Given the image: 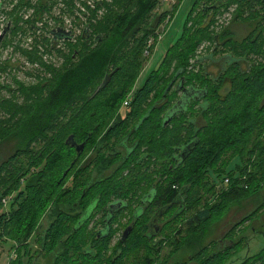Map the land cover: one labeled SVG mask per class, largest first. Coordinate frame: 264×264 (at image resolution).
I'll return each instance as SVG.
<instances>
[{
	"label": "trees",
	"instance_id": "16d2710c",
	"mask_svg": "<svg viewBox=\"0 0 264 264\" xmlns=\"http://www.w3.org/2000/svg\"><path fill=\"white\" fill-rule=\"evenodd\" d=\"M217 1H219L220 8L214 10V13L219 12L221 8L236 4L238 5V10L235 15V23L242 20L248 22L252 27L251 32L242 40L235 39V32L231 29L225 30L223 34H219L220 40L225 41L224 46H235L236 50L238 49L239 51H237L239 57L261 52V38L264 32V12L255 8L259 5L264 7V0ZM128 2L130 3V1L127 0V6ZM163 2L166 4L172 3L165 0ZM159 3L160 0H136L135 5L137 9L135 13H131L130 11L124 14L115 13L114 22L112 21L111 25L106 27L107 38L104 40L101 34L95 38V42L97 41L100 46L90 52H83L77 65L60 71L47 97L35 102L32 105V110L29 113L27 112V115L22 119L20 125L15 130V135L21 139L19 142L21 147L16 150L13 157L5 162L3 169L8 168L10 164L16 167V164H18L17 159L27 153L30 145L37 140H48L49 148L51 143L57 144V147L51 153L47 152L45 154L44 152L43 154L45 155L34 158L33 164L35 166L43 165L44 162L45 165L43 172L39 175L40 177H33V182L30 181L31 179L27 181L28 183L25 181V176L28 175L27 170L16 167L17 173H19L16 175V188H21L25 183L26 187L20 190L12 201L10 200L9 210H1L3 201L2 197L0 198V237L10 235L11 221L25 220V213L31 207L27 206V202H31L33 206L37 202L50 204L57 196V200L53 201L55 202L54 206H51L48 211L50 218L49 226L41 234V251L44 252V255L47 253L46 256L51 257L52 264H56L58 260L66 262L71 257L76 258L74 251L76 242L72 241L75 235L80 233L88 222L93 209L91 206L94 204H91L93 203L91 202L87 205V210L83 216L79 213L76 215L72 214L73 220L76 223L69 234H67L68 226L65 223L68 220V212L65 200L68 201L69 198L65 189L68 177L66 171L70 168V174L74 171V168L72 169L71 167V162L75 161L77 153L73 147L67 146L66 141L69 136L74 135L76 141L81 142L88 139L90 143L96 134L94 127L89 128L94 119L101 118V126L105 125L108 122V118L114 112L117 113V116H115L116 120L121 121V124L115 125L105 133L103 141L109 144L107 141L109 138L120 139L123 136L135 133L140 136L141 141H144V134L147 132L150 135L151 158L143 165L151 168L152 165L148 164L151 160L157 163L160 162L162 146V185L158 186L160 190L156 198L160 201L162 200V207L173 204V206L168 207V212L166 213V215H172V221L182 220L181 218L190 214L186 218L185 226L182 227L180 225L171 240V243L176 247L175 249L173 248L175 256L177 258L181 256V258L186 259L184 261L177 260L173 263H169L168 260L164 259L166 263L164 262L163 264H264V247L252 252L251 244L249 243L250 238L247 239L242 236L235 240L233 238L235 236L234 229L229 230L225 237L208 241L214 216L221 212H227L231 206L241 201L250 199L255 194V191H257L255 189L256 184H264V138L258 140L255 144H244L250 133L260 132L259 128L261 126L264 127V64L260 66L256 65L253 70L250 72L246 70L244 74L237 63L230 61L229 65L231 69L227 68L224 72H221L222 74L211 77L205 67L206 62H204V59L201 62L198 59H196V63L192 62V56L196 54L200 47L204 34L194 36L187 48L179 49V44L186 36L185 30H183L176 42L168 48L164 61L158 68L159 71H152L139 90L133 94L132 98L125 99L129 96L130 84L124 83L122 88H118L116 92L111 94V97L109 96L110 98L108 97L104 101L97 102L99 104L98 107L101 108L99 110L98 107L92 109L87 114V117L84 116L87 120L78 125L76 129L70 130V123L60 124V118L66 116L69 108L75 104V100L86 96L88 90L97 84L99 79L106 78L108 70L111 67L115 69L111 73L109 84L89 98L87 105L89 106L111 86L112 82L114 83L123 71V66L117 65L121 52L129 45L130 39L144 29L143 37L133 49L132 56L138 57L139 53H142L143 47L147 45L152 36H155L156 31L154 26L148 28L143 27V24L147 17L156 11ZM103 5H105V2ZM166 16L167 12L163 13L160 20L162 21ZM188 17L189 15L187 19ZM160 20L157 22V28L159 27L158 23H160ZM210 24L212 26V23ZM211 33L213 32L208 33L207 39L209 42L216 43V34L213 33L214 35H212ZM81 38L83 39L82 41H85L82 43L83 45L90 42L92 38L90 26L89 30ZM174 60H177L176 72L168 81L169 83L167 82L159 98L157 96L161 93L160 90L163 87V83L167 81L170 67ZM196 66H202L201 71L204 75H195L192 72L195 71ZM232 70H235V74L231 73ZM227 80L231 82L228 83ZM197 82L200 83V87L197 85ZM237 84L239 85L237 90L241 94L238 97L245 100V105L241 110L237 109L235 115L236 121L246 125L243 129L244 134H239L238 128L232 127L230 120H218L216 117L223 112V106L229 104V97L232 96ZM197 87L199 89H196ZM22 88L25 89L24 87ZM31 89L32 92L30 94L36 91V89ZM194 89L199 90V94L194 95L192 93ZM223 91H226V93L223 94ZM179 93H182V95H179ZM171 95H173L174 99H172ZM178 95L180 98H178ZM155 96V101H152ZM126 101L129 102L127 105H125ZM149 101L152 102L149 103ZM217 103H219L218 107L215 105ZM5 104L3 102V105ZM102 108L105 110L104 113L101 111ZM3 111H7L5 107ZM12 111L13 116L10 117L15 119L18 115L17 113L20 112V108H13ZM8 113H10L9 110ZM3 116L4 114L0 116V131L2 132L9 125L7 121H3ZM209 116L216 119V126L213 124L215 120L212 123L209 120ZM138 120L140 122L137 123L139 124L136 127L137 130L131 132L129 128L131 123ZM87 124H89V127ZM174 124L179 129L176 131L177 138L174 140L175 143L171 144L169 143V139L173 133V129L170 128ZM183 130H185V134L187 135L184 138L181 137ZM167 131L169 134L166 133ZM67 134H69L67 138H62L63 135L67 136ZM262 134L261 132L260 136ZM89 136H91V139ZM193 140H197V145L185 160L181 159L179 155L182 148ZM217 141L222 143L217 144ZM247 145L251 147L249 151L246 150L248 148ZM100 146L102 145L100 144ZM240 146L242 147L241 152H236ZM103 149L105 150L98 151L100 160H97V165L103 164V169H105L113 165V163L112 159H109V155L105 153L109 149L106 147ZM226 150H230L229 152H234V154L230 156L225 172L219 173L214 171L213 164L219 163ZM83 155L84 153L79 157L82 158ZM236 157L239 159V163L233 169H227L229 165L238 161H233V158ZM137 160L138 155L135 158V163ZM94 163L95 160L93 159L89 161L86 174L77 173L76 176L79 175L85 178V181L81 182L76 180V178L73 180L72 201L79 198V193H81L79 190L90 179L92 182L90 186L88 185V192L84 197L85 201L89 200L90 191L95 189V187L93 188L95 184L98 190L101 184L105 185L108 183L110 186L112 185L110 195H113V193L117 195L128 193L130 188L124 184H118L115 177L123 167H128L130 162L125 161L122 166L118 167V170H113L112 174L103 178H96L91 173V166ZM156 168L158 167L153 166L151 169ZM96 171L97 175H99L103 170L96 167ZM203 178L205 180L204 183L202 182V187L210 186V190L220 188L218 194L222 197V201L201 205V202H199L200 197L196 194L201 191V188H196L202 184L200 182ZM155 182H157V179L151 178L148 183L152 186ZM161 186L162 188H160ZM99 198L100 200L109 199L107 189L100 192ZM97 203H99V208L101 207L105 211L102 224L106 227L107 220L105 216H108L107 214L109 213L108 210H105V205L109 202ZM176 205H180L177 210L178 213H171L177 208ZM153 207L151 206L150 211L144 213L142 221H140L141 217L138 220L135 218L138 221L136 222L137 229L126 240L123 241L121 238L119 244L121 249L120 254L105 262L107 253L105 251L108 250V244L113 237V233L117 232L114 228V223L119 213H116L110 223L108 232L100 233V231H97L91 240V248H86L81 253L79 252L78 257L81 259L79 264H122L126 255L129 257L133 250L149 248L155 238L154 235H150L148 232L150 220L153 216ZM128 208L129 206H126L122 210H127ZM260 210L261 208H257L245 216L240 221V225L249 219H256ZM260 218L261 216L257 219ZM36 223L25 226L23 233L18 237V240L21 242L20 246L25 247L29 243L30 238L34 234ZM111 226L113 230L110 229ZM139 227L140 230H138ZM253 227L255 228V226L251 228ZM260 229V231L254 230L264 239V223L261 224ZM241 245H245L246 249L244 253L237 252ZM73 251L74 253H71ZM139 262L141 264H155V258L146 256L144 261L138 260Z\"/></svg>",
	"mask_w": 264,
	"mask_h": 264
},
{
	"label": "rangeland",
	"instance_id": "374dc122",
	"mask_svg": "<svg viewBox=\"0 0 264 264\" xmlns=\"http://www.w3.org/2000/svg\"><path fill=\"white\" fill-rule=\"evenodd\" d=\"M99 1L101 0H5L6 11L0 13V33L3 32L5 28L8 30L13 28V31L11 33L10 30L8 34H3L2 39L0 37V116L1 114H4L2 117L3 121H7V123H9L7 129L4 132L0 131V198L2 197L3 201L1 210H9V206L11 204L10 200L12 201L18 192L26 187L25 183L21 188H16V175L19 174L17 173L18 170H16V167L27 170L28 175L25 176V181L27 182L31 179L30 181L33 182V177H40L39 175L43 172V167L45 165L44 162L43 165L41 164L40 166H35L33 164L34 158L37 156H43L47 152L51 153L57 147V144L51 143L49 148L48 140H37L30 145L27 153L21 155L19 159H17L18 164H16V167L10 164L8 165V168L3 169L5 162L13 157L16 153V150L20 149L21 147L19 143L21 139L19 136L15 135V130L20 125L22 119L25 117V115H27V112L29 113L32 110V105L35 102L47 97L52 85L57 80L60 71H64L67 68L77 65L79 62L78 60L83 55V52H90L94 48L100 46L97 41L95 42V38L100 34L104 40L107 38L108 34L106 27L110 26L112 21L114 22L115 13L124 14L127 11L135 13L137 9L135 5L136 0H133V2L129 0L130 3L128 2V6L126 4L127 0H104L105 5L103 6H99ZM216 4H219V1L176 0L175 2L166 4L163 2V0H160L156 11L149 15L143 24V27L148 28H152V26H154L156 31L155 36H152L147 45L143 47L142 53H139L138 57L132 56L133 49L143 37L145 32L144 29L139 31L132 39H130L129 45H127V47L121 52L117 65H122L123 71L114 81V83L112 82L111 86L108 87L105 92H103V94H101L88 106L87 102L89 101V98L93 97V95H95L98 91V88L103 85L104 82H106V78L104 77L99 79L98 83L88 90L86 96L79 97L77 100H75V104L69 108L66 116L60 118V124L64 125L70 123L69 129H76L78 125L87 120L84 118V116L87 117V114L90 113L92 109L98 107L99 104H97V102L104 101L109 96L111 97V94L116 92L118 88H122L124 83L130 84V92L128 97L132 98L133 94L139 90L141 85H143L152 71H159L158 68L164 61L168 48L176 42L183 30H185L186 36L179 44V49L184 47L187 48L189 46V42L194 36L204 34L202 37L204 39L201 42L200 47L198 48L196 54L192 56V62L196 63V59L201 62L202 59H204V62H206L205 67L211 76H218L222 74L221 72H224L227 68L231 69L229 60L225 61L221 58L224 54L232 56L234 60H238L240 64H244L243 68L246 67L248 72L253 70L256 65H263L264 32L261 38V52H257L250 56L243 55V57H239V51L238 49L236 50L235 46L226 47L208 41L207 35L210 32L219 35L223 34L225 30L231 29L235 32L234 38L242 40L252 30V27L248 22L241 20L240 22L235 23V15L237 14L238 5L231 4L229 7L221 8L219 12L214 13L213 6ZM17 5L18 13L15 14L13 11L14 9L12 8H15ZM63 7H70V18H68V14L70 13L69 9L66 8L65 11L62 12L64 10ZM255 9H259L264 12L263 6H256ZM85 12L87 13L88 18L84 16V14H86ZM165 12H167V16L161 21V15ZM188 15L189 17L187 19ZM11 19L15 20L11 21ZM159 20V27L157 28V22ZM12 23L17 26V30H15V26ZM210 23H212V26ZM20 25L26 28V36H21L22 27H20ZM59 26L65 27L66 29L63 30H65L70 35L69 37H55L53 40L51 32H57ZM89 26L92 32V38L89 43L87 42L86 45H83L82 43L85 41H82L83 39L81 36L89 30ZM52 29H54V32ZM213 33L211 34L214 35ZM223 41L224 40H221L220 42ZM217 48H219V50L216 51ZM211 56L215 57V64H213V59H210ZM176 68L177 60H174L170 67L167 81L163 83V87L160 90L161 93L157 97H161L164 87L174 76ZM201 68L202 66H196L195 71L192 72L195 75H204V73L201 71ZM114 69V67H111L108 70L107 76H110ZM231 73L235 74V70H232ZM108 84L109 82L105 86ZM197 85L200 87L199 82H197ZM238 86L239 85L237 84L232 96L229 97V104L223 106L224 108L221 107L223 108V112L220 115L218 114L216 117L218 120H230L232 127H237L239 134H241L243 133V129L246 127V125L242 122L236 121L235 114L237 113V109L241 110L243 108L245 105V100H242L238 97L241 95L238 92L239 90H237ZM199 87L196 89H199ZM31 88L36 89V91L32 94H30L32 92ZM225 93L226 91H223V94ZM179 95H182V93H179ZM179 95L178 98H180ZM128 97L125 99H129ZM171 97L174 99L173 95H171ZM155 98L156 96L152 99V101ZM3 102L6 104L3 105ZM151 102L149 101V103ZM215 105L218 107L219 103ZM4 107L7 111H3ZM11 108H20V112L17 113L18 115L15 117V119L10 117L13 116V111ZM100 108L101 107H98V110ZM8 110L10 113H8ZM101 111L103 113L105 112L103 108ZM115 116H117V113L113 112V115L108 118V122L102 126L100 123L101 118L94 119V122L91 123L90 127L89 124H87L89 128L94 127L96 134L87 146L83 155L84 158L80 164H84L85 166L86 163L92 159H95L97 152L100 149V144L104 145L106 143V141H103L104 135L108 127L116 120ZM209 118L212 123L215 120L213 124L216 126V119L211 116H209ZM135 123L136 121L131 123V126H133ZM170 129H173V133L172 135L170 133L171 136L169 143L173 144L175 143V138H177L176 131L179 129V127L174 124ZM259 131L260 132L250 133L244 144H255L258 140L263 139L264 127L261 126ZM182 132L183 135L181 137H186L187 135L185 134V130ZM261 132L263 134L260 136ZM166 133H168V131ZM68 135L69 134H67V136L63 135L62 138H67ZM220 137H222V135H220ZM107 141L111 144L117 145V141L114 139L109 138ZM216 143L218 144L222 142L217 141ZM250 148L251 147L248 146L246 150L249 151ZM48 149L51 150L49 151ZM241 150L242 147L240 146L236 152H241ZM229 151L230 150L225 151L218 164H213L214 171L219 173L225 172V168L229 164L230 156L234 154V152ZM44 152L45 154H43ZM105 153L110 155L111 151L106 150ZM114 158L115 159H112L113 165L106 167L101 173H99V175H97L96 170L92 171L91 173L93 176L96 178H103L112 174L114 169L115 171L118 170V164L124 158V154ZM235 160L238 161L234 162L232 165H229L227 169L231 170L237 163H239V159L237 157L233 158V161ZM159 163L160 162L157 163L156 161L151 160L148 164H155V166L159 167ZM95 165L96 164H94V166ZM78 171L79 169L76 168L72 172L69 179H67L66 183H73L75 178L76 180L82 182L84 178L79 175L76 176ZM145 178H147V180H145ZM151 178L157 179L153 172L136 174L133 172L129 173L128 170H125L120 171L115 177V180L118 181V184H124L125 186L129 187L131 189H129L130 192H132V197L134 198L136 196L134 195L136 192L135 189L139 188L138 194L141 195L142 193H145L148 185L151 186L149 183H147L151 180ZM204 180L205 179L203 178L200 184L202 182L204 183ZM210 181L213 182L211 179ZM203 183L196 188H201V191L196 193L200 197L199 202H201V205H207L211 203L214 204L215 202L222 201V197L218 194L220 190L219 187L217 190H210V186L202 187ZM226 183H228V181H226ZM80 186H82V184H80ZM109 186L110 184L108 183L105 185L101 184L97 192L100 194L101 191L107 189V194L109 196L108 200H111L112 195H110V188L112 185L110 187ZM255 189L257 191H255V194L250 199L241 201L240 203L231 206L227 212H221L214 216L213 226L209 232L210 237L208 241L218 240L223 236L225 237L229 230L234 229L235 236L233 238H235V240L242 236L246 237L247 239L250 238L249 243L251 244L252 252L263 249L264 239L259 233L255 232V230L260 231L261 224L264 223V184H256ZM79 191L81 192V190ZM55 200H57V196L53 201ZM75 200L76 199L71 202H67L65 200V202L67 204L73 205ZM53 201H51L50 204L46 202L33 203L34 206L31 202H27V206L31 207L25 213V220L11 221L10 235L0 237V264H52L51 257L46 256L47 253L44 255V252L41 251L42 245L40 238L41 234L49 226L50 218L48 216V211L51 206H54L53 204L55 202ZM89 203L91 202H87V204ZM96 203L97 202L91 203L94 205L91 206L93 209L88 222L84 225V228L80 231V233L75 235V238L72 241L76 242V248L74 249L76 258L71 257L66 262H60L58 260L56 264H79V261L81 260L78 257L79 252L81 253L84 249L91 248V240L95 236L96 232L100 230L104 232L106 229V227L102 225L100 219H95V216L98 214V211L96 210ZM129 203L131 207H129L125 212L117 217L115 228L119 231L116 232V234H114L109 241L108 250L105 251L107 252L105 262H107L108 259L120 254L121 249L119 244L123 235V231L133 221L131 216L141 204L140 202ZM257 208H261L257 214V218L260 216L261 218H256L253 220L249 219L240 225V221ZM175 211L176 210L172 211L171 213H175ZM73 213L75 214L76 212ZM189 216L190 214L181 218L182 220L172 221L171 214L165 216L163 215L162 219L158 222V226H162L161 234L154 235V242L151 243L149 248H142V250L138 249L136 251L133 250L129 257L126 255V258L122 264H141L140 262L138 263V260L144 261L146 256L155 258V264H163L165 262L164 259L168 260L169 263H173L177 260L184 261L186 258H181V256L177 258V256H175L173 248L175 249L176 247L171 243V240L173 239V236L177 232L179 226H185L186 218ZM33 223H36L33 236L30 238L29 243L25 245V247L20 246L21 242L18 240V237L23 233L25 226ZM75 223V220H67L65 223L68 226L67 234H69V232L73 229ZM252 226H255V228H251ZM138 230H140V227ZM245 249V245H241L237 252L244 253ZM74 251L71 253H74Z\"/></svg>",
	"mask_w": 264,
	"mask_h": 264
},
{
	"label": "flooded vegetation",
	"instance_id": "af4514ba",
	"mask_svg": "<svg viewBox=\"0 0 264 264\" xmlns=\"http://www.w3.org/2000/svg\"><path fill=\"white\" fill-rule=\"evenodd\" d=\"M99 4H100V6H103V4H104V0H101V1H99ZM69 6V5H68ZM214 8H213V12H215L214 10H217V9H219L220 8V4H216L215 6H213ZM6 2H5V0H0V13H2V12H4V11H6ZM18 5L15 7V8H12V9H14L13 11H14V13L15 14H17L18 13ZM66 8H68V7H66ZM65 7H63V11L62 12H64L65 11V9H66ZM5 9V10H4ZM12 9H10V10H12ZM69 9V14H68V18H70V15H71V11H70V7L68 8ZM9 10V11H10ZM86 13V12H85ZM84 16L87 18V13L86 14H84ZM15 19H11V21H14ZM71 20V19H70ZM9 23H11V22H9ZM16 23H18V22H16ZM14 26H15V30H17V26L14 24V23H12ZM27 24H28V22H27ZM75 25V24H74ZM76 26V25H75ZM20 27H22V31H21V36L22 35H25L26 36V28H24L22 25H20ZM26 27V26H25ZM78 27V26H77ZM24 28V29H23ZM59 29L57 30V32H55V33H52L51 32V34H52V37H53V40H54V38L55 37H58V38H60L61 36H67L68 35V33L65 31V30H63V29H66L65 27H63V26H59L58 27ZM10 30H11V33H12V31H13V28L11 29H7V28H5L4 30H3V32H1L0 33V37L4 34V35H6V34H8L9 32H10ZM52 31L54 32V29H52ZM20 36V37H21ZM216 37V43H217V45H223L224 46V44H225V41H223V42H220L221 40H220V38H219V36L218 35H215ZM5 37V36H4ZM69 40V39H68ZM66 41V40H65ZM244 56H246V55H244ZM240 57H243V55L242 56H240ZM222 59H224L225 61L226 60H229V62L230 61H233V62H235V63H237L238 65H239V67H240V69L243 71V73L245 74L246 72V67L245 68H243V65L244 64H240L239 63V61L238 60H234V58L232 57V56H229V55H226V54H224L222 57H221ZM229 58V59H228ZM211 59H213V64H215V57H212ZM244 59V58H243ZM245 60V59H244ZM245 62V61H244ZM246 64V63H245ZM248 73V72H247ZM211 77H216V76H211ZM228 79V78H227ZM228 81V80H227ZM231 81L229 80L228 81V83H230ZM140 121L138 120L133 126H131L130 125V127H132V128H130V131L131 132H134V131H136L137 129H136V127L139 125V124H137V123H139ZM118 124H121V121H119V120H115L109 127H108V129H107V131H106V133L110 130V129H112V127H114L115 125H118ZM130 135V134H129ZM126 135V136H123V137H121L120 139H117V138H111V139H114V140H116L117 141V145H114V144H111V143H105L104 145H102V146H100V149H99V151H102V150H105V149H103L104 147H106L107 149H109L110 151H111V154L108 156L109 157V159H115L114 157H116V156H119V155H121V154H124V161H123V159H122V161L118 164V166H122L123 164H124V162L125 161H127V162H130V165L128 166V167H123L122 168V170L121 171H125V170H128V172L129 173H136V174H143V173H150V172H153L155 175H156V177H157V182H155L152 186H149L148 185V188H147V190L145 191V193L143 194H141V195H139L138 194V190H139V188H137V189H135L136 190V192L134 193V195H136L134 198L132 197V192H130L129 190H128V193H123V194H120V195H117V194H115V193H113V195H112V198H111V200H100V198H99V196H100V194H96V192H97V190L98 189H96L97 188V186H96V184L93 186V188L95 187V189L94 190H91L90 191V197H89V200H84V197L87 195V192H88V190H87V188H88V185L90 186V184H91V182H92V180L91 181H89V182H87L85 185H84V187H83V190L81 189V193H79V198L77 199V200H75V203L73 204V205H71V204H66V209H67V212H68V220H73V216H72V214H74L73 212H76L74 215H76L77 213H79V214H81L82 216H83V214H84V212L87 210V205H89V204H87V202H109L107 205H105L106 206V208H105V210H108V213H109V211L111 210V208L114 206L113 205V203L114 202H140L141 204H140V206L134 211V213L132 214V216H131V214H130V216L133 218V221L128 225V226H130L131 224H133V230H132V232L131 233H133L136 229H137V225H136V222H138L137 220L140 218L141 220L140 221H142V219H143V215H144V213L145 212H147V211H150V207L151 206H154L153 207V216H152V218H151V220H150V226H149V228H148V232L150 233V235H155V234H161V232H162V226L160 225V227L158 226V224H151V221L153 220V218L157 215V214H160V213H162V212H164V216L166 215V213L168 212V207H170V206H173V204H170V205H168V206H163L162 207V200L160 201L158 198H156V196H157V194H158V191L160 190L159 188H158V186H160V185H162V146H161V153H160V156H161V160H160V164H159V167L158 168H156V169H151L153 166H155V164H153L152 166H151V168H148V167H146L145 165H143V164H145V162H147L148 160H150V158H151V146H150V135L146 132L145 134H144V141H141V138H140V136L139 135H137V133H135V134H132V135ZM92 136V135H91ZM91 136H89V138L91 137ZM161 138H162V133H161ZM91 139V138H90ZM76 140V139H75ZM162 140V139H161ZM78 142V141H77ZM79 144H81V143H85L86 144V147H85V150H84V152L83 153H85V151H86V148H87V146L89 145V140L88 139H85V140H83V141H81V142H78ZM67 144V143H66ZM161 145H162V141H161ZM67 146H71V145H67ZM71 147H73V146H71ZM74 149H75V151H76V153H77V157L75 158V161L73 160V162H71V167H72V169L74 168V170L76 169V168H78L79 169V171L77 172V173H82V174H86L87 173V165H89V162L88 163H86L85 164V166H84V164H80L81 162H82V159L84 158V157H82V158H80L79 157V155H78V152H77V150H76V148L75 147H73ZM129 155V156H128ZM138 155V160H137V162L135 163V158H136V156ZM99 152H97V156L95 157V159H93V160H95V163L94 164H96L95 166L94 165H92L91 166V172L92 171H95L96 170V167H99V168H101V170H104L103 169V164H101L100 166H98L97 164H98V161L97 160H100L99 159ZM155 168V167H154ZM158 169V170H157ZM115 170V169H114ZM142 171H144V172H142ZM67 172V174H68V177H67V179H69V177L71 176V168L69 169V170H67L66 171ZM66 174V175H67ZM70 174V175H69ZM82 181H85V178L82 180ZM144 182H146V181H144ZM148 183V182H147ZM141 185H142V182H141ZM65 187H66V191H67V197L69 198V200L67 201V202H71L72 200H71V197H72V189H73V187H72V183L71 184H69V183H66V185H65ZM157 188H158V190H157ZM160 188H162V186L160 187ZM91 196H94V197H91ZM94 198V199H93ZM155 202H157V203H155ZM159 202V203H158ZM97 204V207H96V210L98 211V214H99V216H98V214H97V216H95L94 218L95 219H102L103 218V216H104V213H105V211L103 210V208H99V203H96ZM158 205V206H157ZM128 206L129 207H131V205H130V203L128 204ZM177 206V205H176ZM179 206L180 205H178L177 206V208L175 209L176 211H175V213L174 214H177L178 213V208H179ZM126 210H121V211H119V212H117V213H119V215L120 214H122L123 212H125ZM103 212V213H102ZM70 215V216H69ZM108 215V214H107ZM118 215V216H119ZM93 216H94V212H93ZM92 216V217H93ZM90 217V216H89ZM101 217V218H100ZM135 218H137V220L135 219ZM105 219H108V216H105ZM114 219V218H113ZM112 219V220H113ZM162 219V217L159 219V221ZM116 220V219H115ZM114 220V221H115ZM103 221V219L101 220V222ZM158 221V222H159ZM103 225V224H102ZM127 226V227H128ZM116 226H115V223H114V228H115ZM111 230H113V227L111 226V228H110ZM116 229V228H115ZM126 230V229H125ZM125 230L123 231V234H124V232H125ZM119 230H117V232H118ZM102 232V230H100V233ZM147 232V233H148ZM108 234V233H107ZM114 234H116V233H113V235ZM149 235V236H150ZM122 237H123V235H122ZM221 240V239H220ZM190 264H193V263H190Z\"/></svg>",
	"mask_w": 264,
	"mask_h": 264
},
{
	"label": "water",
	"instance_id": "95a60500",
	"mask_svg": "<svg viewBox=\"0 0 264 264\" xmlns=\"http://www.w3.org/2000/svg\"><path fill=\"white\" fill-rule=\"evenodd\" d=\"M69 35H70V34L68 33V35L65 36V37H69ZM2 37H3V36H1V39H2ZM108 77H109V78H108ZM110 79H111V75H110V76H106V82H104V84L101 85V86L98 88V91L96 92V94H97L102 88L105 87V85L110 81ZM192 93H194V95L199 94V90H195V89H194V91H192ZM197 98H198V97H197ZM66 143H67L68 145H71V146L75 147L76 150H77V152H78V155H79V156H81V154L84 152L85 147H86V144H85V143H81V144H79V143L75 140L74 135H71V136L67 139ZM196 145H197V140H193L192 142H190L188 145H186L185 147L182 148V151H181L179 157H180L181 159L185 160L186 157L189 156V154L191 153V151L194 149V147H195ZM66 174H67V173H66ZM113 205H114V206H113V207L111 208V210L109 211L108 219H107V226H106V229L104 230V232H105V231L108 232V228H109V226H110V223H111V221H112L114 215H115L117 212L121 211L123 207L128 206V203H127V202H114ZM163 215H164V212H162V213H160V214H157V215L153 218V220L151 221V224H152V223H153V224H158L159 219H160ZM132 230H133V224H131L130 226H128V227L126 228V230H125V232H124V234H123V237H122V240H123V241L126 240V239L129 237V235L131 234ZM104 232H103V233H104Z\"/></svg>",
	"mask_w": 264,
	"mask_h": 264
},
{
	"label": "built area",
	"instance_id": "2783aa9c",
	"mask_svg": "<svg viewBox=\"0 0 264 264\" xmlns=\"http://www.w3.org/2000/svg\"><path fill=\"white\" fill-rule=\"evenodd\" d=\"M165 1H167V2H175L176 0H165ZM129 102L128 101H126L125 102V105H127Z\"/></svg>",
	"mask_w": 264,
	"mask_h": 264
},
{
	"label": "bare ground",
	"instance_id": "6f19581e",
	"mask_svg": "<svg viewBox=\"0 0 264 264\" xmlns=\"http://www.w3.org/2000/svg\"><path fill=\"white\" fill-rule=\"evenodd\" d=\"M128 98H130V97H128ZM129 101V100H128Z\"/></svg>",
	"mask_w": 264,
	"mask_h": 264
}]
</instances>
